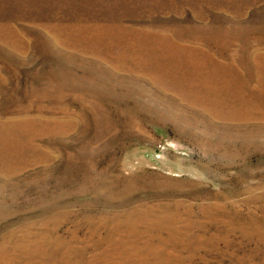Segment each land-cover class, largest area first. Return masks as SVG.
I'll list each match as a JSON object with an SVG mask.
<instances>
[{
	"label": "rangeland",
	"instance_id": "rangeland-1",
	"mask_svg": "<svg viewBox=\"0 0 264 264\" xmlns=\"http://www.w3.org/2000/svg\"><path fill=\"white\" fill-rule=\"evenodd\" d=\"M0 264H264V0H0Z\"/></svg>",
	"mask_w": 264,
	"mask_h": 264
},
{
	"label": "bare ground",
	"instance_id": "bare-ground-1",
	"mask_svg": "<svg viewBox=\"0 0 264 264\" xmlns=\"http://www.w3.org/2000/svg\"><path fill=\"white\" fill-rule=\"evenodd\" d=\"M231 82V81H230ZM241 86V85H240ZM230 87V86H229ZM229 90V89H228Z\"/></svg>",
	"mask_w": 264,
	"mask_h": 264
}]
</instances>
